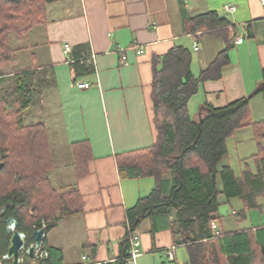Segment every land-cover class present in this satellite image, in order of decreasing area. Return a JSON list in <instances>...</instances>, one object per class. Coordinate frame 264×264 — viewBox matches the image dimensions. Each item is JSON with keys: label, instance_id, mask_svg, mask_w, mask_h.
Wrapping results in <instances>:
<instances>
[{"label": "crops", "instance_id": "obj_1", "mask_svg": "<svg viewBox=\"0 0 264 264\" xmlns=\"http://www.w3.org/2000/svg\"><path fill=\"white\" fill-rule=\"evenodd\" d=\"M226 4L235 5L236 12L226 11ZM208 12L227 17L236 33L221 77L201 82L189 100L188 109L195 118L204 105L224 107L248 97L264 81V5L260 0H61L47 6L46 23L36 26L43 29L36 32L34 27L26 35L30 40L39 34L38 42L13 49L23 71L34 72L35 82L43 81V107L48 114L44 124L53 158L51 184L60 190L74 189L82 199L80 214L59 215L58 224L45 234L48 246L60 251L54 264H126L132 211L151 194L156 179L123 176L120 156L156 143L154 59L177 46L187 48L192 54V74L199 77L226 48L222 35L203 33L206 28L198 29L193 23L192 18ZM240 34L246 36L244 42L234 44ZM91 55H95L93 72L78 76L73 64H82ZM34 59L41 66L34 67ZM35 71L43 72L44 79L37 78ZM76 81L89 82L91 87L80 89ZM250 111V120L233 136L240 144L236 162L228 160L227 154L219 169L233 170L244 183V195L255 191L254 204L248 206L239 195L221 193L219 218L213 223L222 232L264 226L259 206L264 184L259 191L251 185L260 169L252 123L264 120L262 93L251 96ZM237 134L243 137L237 139ZM81 141H87L89 151L79 163L74 143ZM165 178V185L171 186L174 176ZM215 180L224 191L220 176ZM222 206L226 215L220 214ZM179 219L175 209L170 214L137 217L133 231L142 253L138 264H191L189 243L182 239L193 234L188 229L183 234Z\"/></svg>", "mask_w": 264, "mask_h": 264}, {"label": "trees", "instance_id": "obj_2", "mask_svg": "<svg viewBox=\"0 0 264 264\" xmlns=\"http://www.w3.org/2000/svg\"><path fill=\"white\" fill-rule=\"evenodd\" d=\"M57 1L61 0H0V83L7 77L14 79L10 97L2 94L0 88V213L6 205L0 214V251L3 253L9 244L3 219L17 218L19 230H32L44 222L48 232L58 224L59 215L76 216L83 208L76 190H60L51 184L49 171L53 158L46 125L22 122L23 114L35 102L34 94L40 88L34 81V72L3 69L11 61V35H27L34 27L46 23L47 6ZM192 21L198 29L206 28L203 33L222 35L226 48L199 77L192 74V54L187 48L177 46L164 57L154 59L156 143L147 149L123 154L119 160L123 176L156 179L154 190L141 198L132 211L131 227L134 230L137 217L170 214L175 209L183 234L185 229L193 234L182 239L189 243L191 264H264V226L219 235L212 228L213 221L219 218L221 193L229 197L239 195L247 200L248 206L254 204L251 198L256 192L244 195V183L233 170L229 166L221 170L219 167L228 154L227 140L250 120L251 96L264 95V81L248 97L224 107L206 104L198 117L193 118L188 109L189 100L201 82L221 77L222 67L229 63L236 28L227 17L216 12L201 14ZM73 66L78 76L93 72L92 67L80 61ZM10 105L17 107L13 109ZM252 127L259 144L255 156L259 158L260 169L251 185L259 191L264 184V120L252 123ZM74 145L81 163L89 151L88 143L81 141ZM171 174L173 183L168 187L165 177ZM213 174L220 176L224 191ZM263 201L259 205L261 211H264ZM45 239L49 257L36 264H54L53 260L60 255Z\"/></svg>", "mask_w": 264, "mask_h": 264}, {"label": "rangeland", "instance_id": "obj_3", "mask_svg": "<svg viewBox=\"0 0 264 264\" xmlns=\"http://www.w3.org/2000/svg\"><path fill=\"white\" fill-rule=\"evenodd\" d=\"M42 29H43V27L40 26V27H36L34 30L37 32V31H41ZM38 36H39V34H37V35L35 34V36H32L30 38V40H27L26 35L12 34L10 37V45L12 46V49H15V47H23V46L25 47L26 45H28L29 42L30 43L38 42V40H39ZM18 37H22V38L18 39ZM14 51H12L10 53L11 54V61L8 62V64H6L3 67L4 71L11 72V71H18V70L23 71L24 70L23 64L18 63V61L14 55ZM33 64H34V67H37V66H41L42 63L40 61H38L37 59H34ZM36 72L37 71H35V73ZM42 74H43V72H40V74H37V78H39V79L42 78V80H43L44 78H43ZM13 82H14L13 77H7L5 79V81L0 83L1 93L5 94L7 97H10L9 95H11V93H12L11 87L13 86ZM37 83H40L39 84L40 88H38V91H36L34 94L35 102L27 109V111L25 112V114H23V117H22V122L25 124H31V123H37V122H42V123L48 122V114L43 107V95L45 94V90H43V81H37ZM7 88H8V90H6ZM8 91H9V93H8ZM10 106H12L13 109H15L17 107L16 105H14V106L10 105ZM242 137L243 136H240L237 134V139H240ZM231 140H233V142H231V144H229L227 159L228 160L231 159L232 162H236V158H237L236 148L239 149L240 144L238 145V143L235 142L236 141L235 137H231ZM246 143H248V141ZM225 209H226L225 206L220 207V214H221V212H222V214H224L223 211ZM224 215H226V214H224Z\"/></svg>", "mask_w": 264, "mask_h": 264}, {"label": "water", "instance_id": "obj_4", "mask_svg": "<svg viewBox=\"0 0 264 264\" xmlns=\"http://www.w3.org/2000/svg\"><path fill=\"white\" fill-rule=\"evenodd\" d=\"M213 179H216V174H213ZM5 208L6 205L1 212H4ZM5 222L10 239L6 253L3 255L0 251V263L2 259L12 260L13 264L34 263L37 257L36 251L44 242L46 229L36 226L32 230H19V221L14 216L9 217Z\"/></svg>", "mask_w": 264, "mask_h": 264}, {"label": "built area", "instance_id": "obj_5", "mask_svg": "<svg viewBox=\"0 0 264 264\" xmlns=\"http://www.w3.org/2000/svg\"><path fill=\"white\" fill-rule=\"evenodd\" d=\"M261 3L264 5V0H260ZM225 10L231 13L236 12L237 7L235 5L232 4H226L225 5ZM245 35H236L234 38V44H238V43H242L244 42L245 39ZM194 48L195 50L199 49L198 43L194 44ZM66 52H70L71 51V47L67 44L66 45ZM143 49L139 48L138 49V53H142ZM81 60V59H80ZM82 61V60H81ZM82 63L87 64L88 66L91 67H95V55H91L88 57V59L86 61H82ZM74 85L80 89H87L91 87V83L89 82H84V81H76L74 83ZM264 203V201H263ZM41 227H46L45 223L43 222ZM212 228L215 231V233L217 235L221 234L222 231L219 229L218 225L216 223H212ZM129 234H130V240H129V251L126 255V257L124 258L125 263L126 264H138V257L142 254L141 253V247H140V240H139V236L134 233V231L132 230L131 225L129 226ZM45 239V235L43 236ZM36 261L39 262L41 260H46L49 257V252L48 250L44 247V242L41 244V246L37 249L36 251Z\"/></svg>", "mask_w": 264, "mask_h": 264}, {"label": "flooded vegetation", "instance_id": "obj_6", "mask_svg": "<svg viewBox=\"0 0 264 264\" xmlns=\"http://www.w3.org/2000/svg\"><path fill=\"white\" fill-rule=\"evenodd\" d=\"M3 212H1L0 214L2 215ZM11 217V216H10ZM8 219V218H7ZM7 219H3V221L5 222ZM5 225H6V222H5ZM9 239H10V235H9ZM8 239V240H9ZM2 252V251H1ZM3 253V252H2ZM5 253H3L4 255ZM37 261H35L34 263H30V264H36ZM24 263V262H23ZM28 263V264H29ZM0 264H13L12 260H7V259H2L1 263Z\"/></svg>", "mask_w": 264, "mask_h": 264}]
</instances>
